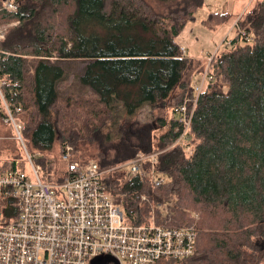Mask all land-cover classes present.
Wrapping results in <instances>:
<instances>
[{
  "label": "trees",
  "instance_id": "1",
  "mask_svg": "<svg viewBox=\"0 0 264 264\" xmlns=\"http://www.w3.org/2000/svg\"><path fill=\"white\" fill-rule=\"evenodd\" d=\"M14 3L11 12L0 0V27L6 28L0 126L10 127L7 105L22 124L27 149L38 154L43 181H62L64 146L73 160H93L100 170L158 153L155 169L166 178L160 186L147 177L149 163L142 178L102 179L126 223L140 226L153 217L158 225L193 226L194 255L170 264H264V0L244 12L230 42L209 61L188 57L177 42L204 0ZM228 20L226 13H212L203 24L214 31ZM77 60L86 62L79 80L92 98L60 99V62ZM205 72L211 81L197 100L187 154L172 147L183 132L173 110L192 97L195 78ZM117 105L127 116L140 115L141 129L162 130L154 145L150 136L133 144L117 134ZM17 166L6 163L0 174ZM1 214L4 222L15 218L13 199L3 201Z\"/></svg>",
  "mask_w": 264,
  "mask_h": 264
},
{
  "label": "built area",
  "instance_id": "2",
  "mask_svg": "<svg viewBox=\"0 0 264 264\" xmlns=\"http://www.w3.org/2000/svg\"><path fill=\"white\" fill-rule=\"evenodd\" d=\"M4 4L5 9L17 11L14 0H4ZM5 31V27H0V41ZM210 81L208 72L200 75L193 85L192 97L174 108L183 132L172 147L187 145L185 137L198 97ZM4 108L8 114L5 122L10 125L30 172L17 166L0 174V264H90L93 258L103 255L114 258L118 264H170V260L183 261L194 255L193 226L158 225L153 217L140 226L127 224L120 201L103 188L102 179L110 174L142 178L146 163H149L147 177L153 186H160L166 178L155 169L158 153H140L123 165L100 170L93 160L83 164L73 160L71 148L64 146L63 179L60 183H47L42 179L41 167L35 163L38 154H31L23 141L21 122L7 105ZM184 151L189 154L192 149ZM5 199H13L17 208V215L8 222L2 220L1 214ZM141 200L149 202L145 196ZM167 206L168 203L156 208L162 210Z\"/></svg>",
  "mask_w": 264,
  "mask_h": 264
},
{
  "label": "rangeland",
  "instance_id": "3",
  "mask_svg": "<svg viewBox=\"0 0 264 264\" xmlns=\"http://www.w3.org/2000/svg\"><path fill=\"white\" fill-rule=\"evenodd\" d=\"M256 2L257 0H253L252 2H250V0H204L203 6L195 13V20L188 23L185 30L177 39V42L187 47L188 56L201 59L214 56L223 49L226 44L225 41L231 40L234 36L236 31L234 24L237 19L242 17L244 12L248 8H251ZM212 13H226L229 15V20L216 30L209 31L204 27L203 23L207 21L209 15ZM85 63V61L80 60L60 62L64 71L62 78L56 83V91L60 99H66L68 97L76 99L92 98L90 94L92 92L91 88L82 85L79 80L80 76L83 74ZM199 78L200 76L198 75L194 83H196ZM117 111L119 115L118 135L126 136L133 144H140L150 136V138H152V145L155 144V138L162 130L155 131L156 125L154 124V129L151 132L149 130L147 132L140 128L141 125L138 120L143 121L140 115L127 116L124 110L119 106ZM57 148L58 146L55 144L53 156L58 154ZM55 160L56 164L61 166L59 156H57ZM6 163L8 166L10 163V167L14 163H17V165L22 167L21 170L26 173L30 172L22 150L13 138L11 127L0 126V171L3 170L2 167ZM65 168L66 165L62 163V169L65 170ZM57 169L59 168L57 167ZM117 200L119 201V199Z\"/></svg>",
  "mask_w": 264,
  "mask_h": 264
},
{
  "label": "water",
  "instance_id": "4",
  "mask_svg": "<svg viewBox=\"0 0 264 264\" xmlns=\"http://www.w3.org/2000/svg\"><path fill=\"white\" fill-rule=\"evenodd\" d=\"M90 264H118V262L110 256H98L90 261Z\"/></svg>",
  "mask_w": 264,
  "mask_h": 264
},
{
  "label": "crops",
  "instance_id": "5",
  "mask_svg": "<svg viewBox=\"0 0 264 264\" xmlns=\"http://www.w3.org/2000/svg\"><path fill=\"white\" fill-rule=\"evenodd\" d=\"M178 44L180 45L181 48L184 49L186 55L188 56L187 47L184 44H181L179 42H178ZM188 57L193 58V59H197V57H191V56H188Z\"/></svg>",
  "mask_w": 264,
  "mask_h": 264
},
{
  "label": "bare ground",
  "instance_id": "6",
  "mask_svg": "<svg viewBox=\"0 0 264 264\" xmlns=\"http://www.w3.org/2000/svg\"><path fill=\"white\" fill-rule=\"evenodd\" d=\"M208 71V70H207Z\"/></svg>",
  "mask_w": 264,
  "mask_h": 264
}]
</instances>
